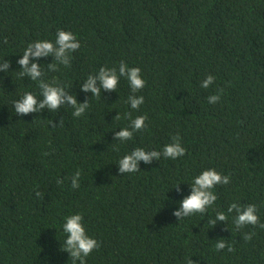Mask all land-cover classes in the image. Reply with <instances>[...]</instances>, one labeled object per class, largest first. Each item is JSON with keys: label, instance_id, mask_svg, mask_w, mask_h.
<instances>
[{"label": "trees", "instance_id": "1", "mask_svg": "<svg viewBox=\"0 0 264 264\" xmlns=\"http://www.w3.org/2000/svg\"><path fill=\"white\" fill-rule=\"evenodd\" d=\"M58 29L81 44L71 66L49 71L53 56L33 62L47 82L58 81L90 106L81 117L70 106L18 115L14 101L27 92L42 97L39 81L19 76L17 61L29 43L54 41ZM4 59L11 64L0 71V264H72L61 246L63 224L76 213L101 243L87 264H264V229L237 231L234 214L209 223L233 202L256 204L264 223V0H0ZM121 61L140 67L146 81L136 93L145 98L138 110L126 102L124 78L99 97L81 91L88 75ZM209 74L215 82L202 88ZM220 89V101L210 104ZM127 112L146 115L147 127L116 141L115 132L130 125ZM177 134L184 156L119 173L124 155L162 152ZM209 168L231 182L213 189L218 198L206 213L179 221L173 212ZM219 239L235 251H217Z\"/></svg>", "mask_w": 264, "mask_h": 264}, {"label": "clouds", "instance_id": "2", "mask_svg": "<svg viewBox=\"0 0 264 264\" xmlns=\"http://www.w3.org/2000/svg\"><path fill=\"white\" fill-rule=\"evenodd\" d=\"M3 43H7V37L3 38ZM81 47L75 33L58 29L54 41L38 40L29 43L22 57L17 61L21 66L22 71L19 73L21 78L29 77L33 81H39L40 96L38 98L31 92L25 93L20 99L14 101V109L16 114L25 116L31 113H39L44 109L50 112L58 111L61 106H70L73 109L74 117H81L89 108V99L83 103L78 102L77 96L68 92L64 85L58 81L47 82L44 77V72L41 69V64L38 62L41 58L53 56L54 60L48 63V70L52 72L59 71L60 65L70 67L72 63V53ZM11 61L4 59L0 63V71L8 72ZM140 67H129L127 63L121 61L117 67L102 66L97 73L90 74L82 83L81 91L91 92L92 96L99 97L101 91H117L120 79L124 78L128 81L131 94L127 98V103L131 109L138 110L144 103L143 95L137 96L136 93L141 91L146 84V81L141 75ZM215 82V76L209 74L202 82V88H209ZM223 89H220L216 94L208 96V102L215 104L220 101ZM120 120L122 117L118 113L115 117ZM124 118L130 120L128 127L116 131L114 138L116 141L125 142L133 139L134 133L142 131L147 127L146 115H139L132 118V113L127 112ZM62 119L59 124H62ZM52 127L57 126L53 121ZM186 148L180 142L179 134L172 137V142L164 146L162 152L157 150L146 151L144 148H136L129 154L124 155L118 164L119 173H135L140 170V162L152 164L154 160L159 161L161 156L171 158L173 160L182 157L186 154ZM81 172L77 171L71 177V186L73 189L80 186ZM63 179H58V184H63ZM231 182L230 175H224L214 168L203 170L197 175L191 185V193L185 196L179 203L180 207L173 212V215L180 221L185 217H190L193 214H204L208 208L217 201V194L213 189L218 185H228ZM177 184V191H182ZM42 193L37 190L36 196H41ZM229 214H234L233 223L236 230L245 228L246 226L259 227L264 229V223L260 221L258 215V206L256 204L241 205L233 202L227 208V212L217 211L214 219L209 223L215 227L217 222H228ZM84 217L80 213L68 216L63 224V231L66 234V239L61 250L70 254L72 264H87L86 258L92 254L94 250L101 247V243L92 236L88 235L86 226L83 222ZM228 227V226H227ZM256 233L246 232L243 234L245 241H251ZM217 251L227 248L228 252H234V247L224 239H219L214 245ZM188 264H195V261L190 258Z\"/></svg>", "mask_w": 264, "mask_h": 264}]
</instances>
